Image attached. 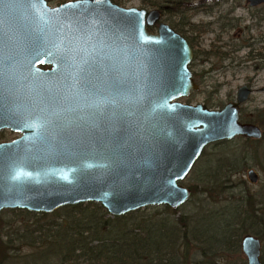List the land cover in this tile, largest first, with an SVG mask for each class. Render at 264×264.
<instances>
[{
  "label": "water",
  "instance_id": "95a60500",
  "mask_svg": "<svg viewBox=\"0 0 264 264\" xmlns=\"http://www.w3.org/2000/svg\"><path fill=\"white\" fill-rule=\"evenodd\" d=\"M158 18L112 0L0 5V131L19 134L0 142V211L175 209L191 196L180 181L206 146L261 138L239 119L247 85L220 108L178 101L199 88L192 50L164 22L147 31ZM246 175L258 181L253 168ZM240 248L247 264H264L257 236L244 235Z\"/></svg>",
  "mask_w": 264,
  "mask_h": 264
},
{
  "label": "trees",
  "instance_id": "16d2710c",
  "mask_svg": "<svg viewBox=\"0 0 264 264\" xmlns=\"http://www.w3.org/2000/svg\"><path fill=\"white\" fill-rule=\"evenodd\" d=\"M146 1L152 6L159 3V0ZM188 1L191 0H162L178 7L180 13L188 8ZM259 113L254 118L243 117L264 127V110ZM235 138L209 144L218 148V152L207 159L210 170L200 181L203 185L189 187L191 196L201 202L223 203L221 206L227 208L224 212L217 210V213L205 207L207 212L201 210L193 218L179 208L164 205L163 212L158 206H146L111 216L97 202L65 205L50 213H40L41 216L59 214L61 218L49 229V235L40 234L28 243L34 251L32 259L25 264H215L212 258L217 252L239 254L244 235H255L259 240L264 238V197L257 198L254 192L245 188L237 192V185L233 183L225 185L239 166L247 167L245 160L249 153L244 149L256 142L243 138L240 155L232 145ZM225 196L228 198L223 199ZM210 216L219 220L216 229H199L198 223ZM37 231L43 229L30 232ZM3 236L0 231V264H15L8 255L13 245L9 239L3 240ZM34 243L38 244L34 246Z\"/></svg>",
  "mask_w": 264,
  "mask_h": 264
},
{
  "label": "rangeland",
  "instance_id": "374dc122",
  "mask_svg": "<svg viewBox=\"0 0 264 264\" xmlns=\"http://www.w3.org/2000/svg\"><path fill=\"white\" fill-rule=\"evenodd\" d=\"M50 6H56L65 0H47ZM118 5L124 7H137L144 8L146 10L157 9L160 10V6H169L170 4L162 2L155 6H152L146 0H113ZM153 1V0H150ZM202 0H191L188 2V6L196 4ZM204 6L210 7L207 9L208 12L203 11V9L198 8V10L193 11L192 9H185L182 13L178 14L172 13L170 8L163 9V14L161 21L165 22L172 28L176 27L181 19L185 20L190 18L193 19L195 23L197 20L203 21L206 24L211 22L209 25H204L207 33L202 38V47L200 49H205L206 51L210 49L212 43L218 45L216 37L222 38L223 41L228 42V44L221 48V51L229 53L223 57V59L210 55L207 61L203 63L204 69L213 68L211 71L207 72L203 80L197 79V84L199 88L195 91H191L188 96L178 98V101L187 104L201 103L209 108H220L225 105L228 101L235 98V93L238 87L242 84H246L248 80H251L250 85L253 88V92L250 94L246 102L242 104V112L247 118H254L259 115L261 110H264V92L259 90L264 86V61L259 57L257 60H251L248 58L247 53L253 49V52L258 51L264 53V5H262L258 10L250 9L244 0H221L222 2L218 5H213L212 0H203ZM239 5V6H237ZM235 6V7H234ZM233 7V8H232ZM232 9L229 17L239 18V26L246 27L243 28V32L239 37H234L236 31V26L227 27L225 25V16ZM260 18V19H259ZM213 22V23H212ZM155 24V23H154ZM180 30L186 33V26H177ZM221 35V36H220ZM252 37L246 44H243L244 39ZM254 39L256 40L255 42ZM253 42V44H251ZM234 43V44H233ZM240 48L235 51V49L230 50L236 44H240ZM251 44V45H250ZM201 68V65L198 66ZM258 110V113H255ZM264 131V127L262 128ZM19 134L8 129H2L0 131V142L9 141L16 138ZM264 137V136H263ZM259 142H254L251 147H247L244 150L248 151V158L245 160V165H242L234 172L230 177L231 181L226 182L225 185H237L235 188L238 191L242 189H248L250 192H254L255 196L258 198L264 197V138ZM243 138H235L232 143L233 148H237L238 153L241 155V150L243 148ZM244 146V145H243ZM218 152V148L209 145L205 148L204 153L200 156L197 162L193 165L189 173L180 183L184 186L192 185H203L200 181L209 172L208 157L214 155ZM248 168H253L259 175L258 181L256 183H251L248 180L246 171ZM228 198L225 196L223 199ZM187 202L181 205L179 210L183 213L189 214L191 217L195 218L196 214L202 210L206 211L209 208L210 211H215L218 213L224 212L227 208L221 206L222 204L213 205L208 202H201L196 197L190 196ZM232 199V197L230 198ZM207 203V204H206ZM228 204H233L229 202ZM227 204V205H228ZM158 206L160 212H163L164 205H153ZM203 208V209H201ZM176 209V208H175ZM24 210V209H22ZM41 212H35L33 214H27L21 212L20 210L11 211L9 209H3L0 211V231L2 232L3 240L9 239L11 245H13V250H9L8 255L11 258L10 261L15 264H25L28 260L32 259V253L34 248L28 243H31L34 237L40 234H50V228L54 225V222H59L61 217L59 214L41 216ZM36 214V215H34ZM219 220L216 216L205 217L204 220L200 221L197 225L199 229H216ZM33 229H43L42 232H30ZM260 231L262 229L260 228ZM31 233V234H30ZM48 237L45 238L47 240ZM40 240V238H39ZM264 238L261 241V252L264 256ZM36 242V241H35ZM38 243H34V246ZM215 251L217 249H210ZM199 260V258H196ZM215 264H236V263H246V259L242 252L239 254L233 253H221L217 252L215 257L212 258ZM10 264V263H9Z\"/></svg>",
  "mask_w": 264,
  "mask_h": 264
},
{
  "label": "flooded vegetation",
  "instance_id": "af4514ba",
  "mask_svg": "<svg viewBox=\"0 0 264 264\" xmlns=\"http://www.w3.org/2000/svg\"><path fill=\"white\" fill-rule=\"evenodd\" d=\"M69 1H75V0H65L62 3L69 2ZM222 1L220 0V3ZM112 2H114V1L112 0ZM188 2H187V7H188L187 9L188 10L189 9H192L193 11H195V10H198V8H201V9H203V11L208 12L207 9H210V7L204 6V4H203L204 1L203 0L201 2L199 1L198 3L192 4L190 6H188L189 5ZM212 2H214L213 5H218L219 4V0H212ZM47 3H48V1H47ZM62 3H60V4H62ZM245 3H246V5L250 9H254V10H258L262 5H264V3H263V4H260V5H257V6H249L246 1H245ZM237 6H239V5H237ZM167 8H170V10L172 11V13H174V14H178V12H179L178 7H176L175 5H169V6H165L164 5V7H161L160 10H159V18H158L157 22L155 24H153L152 26H147L146 27L147 31H149L151 33H154L156 31L157 25L160 22H163V21H161L162 14L164 13L163 12V9H167ZM231 12H232V9L225 16V19H226L225 25L227 27L236 26V31L234 33V37L236 38V37H239L240 36V34L243 32V28H246V27L245 26L244 27L239 26L240 19L238 17L237 18L232 17V16L229 17V14ZM197 22L198 23H195L193 21V19L190 21V18H186L185 20L181 19V21L177 24V26H180V27L181 26H186V33H184L182 30H180L177 26L175 28L173 27V29L176 32H178L179 34H181L187 40V42L189 43V45L191 47L192 55L193 56H192V59H191V61L189 63V69L192 72L193 79H194V81L196 83H197L196 78L203 80V78L205 77V75L207 74V72H209V71H211L213 69V68H211V69H208V71H206V69H204V67H203V63H205L207 61V58L210 55L217 56V57L223 59L224 56L221 57V56H219V54H222V55L229 54V53H226V52L221 51V48H224L228 44V42L223 41L222 38H219V37H216V41L218 42V45L215 44V43H212V46L207 51L205 49H200V47H202V41H203L202 38L207 33V30L204 27V25L206 24L205 22L199 21V20H197ZM210 23L211 22H208L206 25H209ZM250 39H252V37L250 38V36L247 37V38H245L243 44H246ZM255 41L256 40L254 39L253 42H255ZM253 42L251 44H253ZM240 46H241V43L240 44H236L235 47L233 46L230 50L235 49V51H236L237 48L238 49L240 48ZM247 56L250 59L249 61H251V60H257L259 57L262 59V61H264V53H261V52H258V51L253 52V49H251L247 53ZM200 65H201V68H198V66H200ZM250 82H251V80H248L247 83L244 84V85H247L250 88V90H251L250 93H249V95H248V98H249L250 94L253 92V88L251 87ZM261 88L259 90H261ZM233 100H230V101H233ZM246 101H244V102H246ZM243 103L240 104L239 119H240V121H247L246 120L247 118L245 119V117H243L244 114L241 111L242 110V104ZM255 113H258V110ZM247 122H250V121H247ZM251 123L257 125L260 128V130L262 132V136H263V134H264V131L262 129L263 127H261L260 125L254 123V122H251ZM262 136H261V138H262ZM237 137H241V136H237ZM242 138H244V137H242ZM261 138H259V139L247 138V139H251L253 141H256V143H257V142H259V140Z\"/></svg>",
  "mask_w": 264,
  "mask_h": 264
},
{
  "label": "snow or ice",
  "instance_id": "6c2138e0",
  "mask_svg": "<svg viewBox=\"0 0 264 264\" xmlns=\"http://www.w3.org/2000/svg\"><path fill=\"white\" fill-rule=\"evenodd\" d=\"M6 2H9V0H0V5H4Z\"/></svg>",
  "mask_w": 264,
  "mask_h": 264
}]
</instances>
